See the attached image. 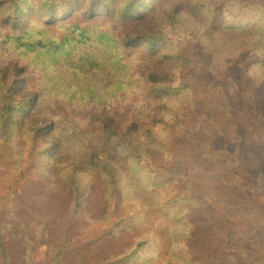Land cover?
Masks as SVG:
<instances>
[{
	"label": "trees",
	"instance_id": "1",
	"mask_svg": "<svg viewBox=\"0 0 264 264\" xmlns=\"http://www.w3.org/2000/svg\"><path fill=\"white\" fill-rule=\"evenodd\" d=\"M171 23L201 32L218 60L246 50L264 69V0H0V175L16 180L0 199L2 264H37V254L49 251L38 264H205L188 240L178 243L190 235L187 213L169 220V241H157L154 229L165 227L151 226L144 210V226L122 218L95 240L76 242L113 214L119 181L125 200L139 207L179 214L182 203L202 205L199 191L176 192L146 161L150 149L169 153L194 106L190 87L173 83L176 66L162 37ZM141 53L157 66L148 78L135 71ZM125 100L145 124L115 118ZM78 110L97 115L100 132L65 147L63 129ZM32 164L57 171L23 201L17 179Z\"/></svg>",
	"mask_w": 264,
	"mask_h": 264
},
{
	"label": "rangeland",
	"instance_id": "2",
	"mask_svg": "<svg viewBox=\"0 0 264 264\" xmlns=\"http://www.w3.org/2000/svg\"><path fill=\"white\" fill-rule=\"evenodd\" d=\"M162 37L168 43L176 66L173 83L178 87H190L194 106L190 114L179 122L178 130L168 142L166 151L169 153L150 149L146 161L155 173L164 175L166 181H174L173 190L176 192L180 193L184 188V193L199 191L203 197L202 205L197 206V203L191 207L189 202L182 203L187 209L179 214L165 206L139 207L137 203L125 200V184L119 181L112 188L113 214L105 222L91 227L76 242L86 244L95 240L122 218L133 217L137 225L144 226V210L149 211L151 226L165 227L164 232L154 229L157 241H169L166 232L169 220H178L187 213V221L191 225L185 233L188 231L190 235L179 238L178 243L184 247L188 240L203 263L236 264L239 257L243 262L249 256L262 260L264 69L246 50L218 60L201 32L177 23L165 27ZM140 57L141 60H136L135 71L148 78L157 66L148 56L142 54ZM133 94V100H136L137 90ZM130 102L119 103L115 118L145 124L136 117ZM183 102L181 99L180 103ZM72 116L63 129V145H76L82 137L95 140L100 132L97 115L78 110ZM26 168L17 179L23 201L41 193L57 171L53 164L43 172L36 171L34 164ZM15 181L12 177L2 178L0 175V199L6 196L9 182ZM165 192L166 187L160 188L159 196ZM138 193L147 200L148 191L139 185ZM254 236L258 239H253ZM219 247L221 249L218 250ZM152 248L143 251L146 256H150ZM51 254L52 251L45 256L38 253L36 263Z\"/></svg>",
	"mask_w": 264,
	"mask_h": 264
}]
</instances>
